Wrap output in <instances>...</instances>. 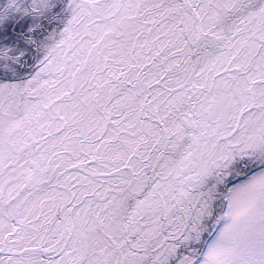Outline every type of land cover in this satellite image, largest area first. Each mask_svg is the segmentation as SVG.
<instances>
[{
    "label": "snow or ice",
    "instance_id": "1",
    "mask_svg": "<svg viewBox=\"0 0 264 264\" xmlns=\"http://www.w3.org/2000/svg\"><path fill=\"white\" fill-rule=\"evenodd\" d=\"M0 264H264V0H0Z\"/></svg>",
    "mask_w": 264,
    "mask_h": 264
}]
</instances>
